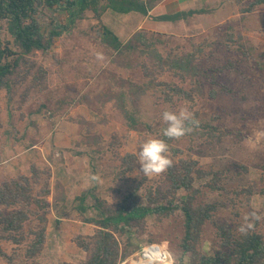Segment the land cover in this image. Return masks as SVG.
Instances as JSON below:
<instances>
[{
  "label": "rangeland",
  "instance_id": "374dc122",
  "mask_svg": "<svg viewBox=\"0 0 264 264\" xmlns=\"http://www.w3.org/2000/svg\"><path fill=\"white\" fill-rule=\"evenodd\" d=\"M254 1L234 0L237 5L227 13L234 12L229 22L212 24L210 18L198 17L201 21L196 24L190 14L187 18L192 25H177L164 34L143 26L148 19L139 13L106 10L96 17L87 12L54 38L47 52L27 56L28 62L12 77L11 93L0 89V186L23 175L32 179L34 195L42 198L41 192L50 190L45 197L48 205L39 211L48 220L40 264H84L88 260L90 251L78 242L91 243L97 231L95 225L85 222L98 215L93 196L115 208L140 182L143 192L148 188L168 191L172 184L169 169L153 176L139 171L137 153L150 138L167 139L174 165L191 159L209 174L195 184L201 190L195 204L216 205L213 222L203 225L195 244L198 253L211 254L221 248L218 225L239 235L244 217L253 213L258 219H250L254 227L249 231L264 238V5L249 11ZM40 18L48 28L57 22L68 23L64 11L49 8ZM105 27L124 44L143 33L164 57L196 54L202 72L196 81L203 94L193 91V101L178 98L169 89L177 85L192 91L193 81L158 72L154 62L139 52L145 49L142 43L122 52L111 50L104 43ZM0 36L9 37L4 22H0ZM96 53L105 59L97 60ZM143 65L150 68L151 77L146 76ZM149 81L155 85L144 95L134 96L132 85ZM162 82L171 87L160 86ZM210 89L217 92L215 98H210ZM168 92L173 101H166ZM183 107L202 126L193 125L179 140L164 137L162 113ZM125 111L133 117L134 128ZM128 155L135 156L131 171H125L123 165ZM33 170L39 173L38 179ZM92 176L99 179L92 180ZM211 178L219 182L221 190L207 187ZM86 192L87 211L81 213L78 197ZM173 195L180 203L186 200L183 190L170 197ZM183 221L180 211L171 217H148L133 234L135 244L138 249L159 245L169 252L173 264H191L188 255L182 256ZM41 226L35 216L26 232ZM115 234L124 248L128 235ZM2 248L14 262L21 263L23 246L3 241Z\"/></svg>",
  "mask_w": 264,
  "mask_h": 264
},
{
  "label": "trees",
  "instance_id": "16d2710c",
  "mask_svg": "<svg viewBox=\"0 0 264 264\" xmlns=\"http://www.w3.org/2000/svg\"><path fill=\"white\" fill-rule=\"evenodd\" d=\"M158 0H0V22H4L6 33L9 37L0 36V89L12 92V77L19 74L27 56L34 52H47L54 38L61 36L70 26L83 19L87 12H92L96 17H101L106 10L113 13L129 14L131 12L147 16L149 9ZM264 5V0H255L250 4L249 11L254 7ZM64 11L68 15L67 25L56 23L55 27H45L40 21V15L47 9ZM182 13L174 16L160 17L161 20L174 21L181 17ZM104 43L113 51L122 52L125 48H133L142 43L144 50L141 55L147 56L154 62V69L158 72H169L183 82L193 81L195 88L188 91L180 86H170L169 83H159L160 86L171 87L178 98L190 101L194 100L193 91L199 95L203 89L196 79L202 76L201 68L195 62L196 54L184 55L169 54L166 57L155 49L146 39L143 33L136 34L128 43L124 44L108 28L102 30ZM27 61V62H26ZM147 77H151L150 68L143 65ZM211 78H209L210 80ZM207 80V79H206ZM153 81L148 84L132 85V93L136 97L144 95ZM210 98H215V89L209 90ZM123 99L126 95H122ZM166 101H173L170 93H165ZM124 108V107H123ZM129 120V126L133 127L134 119L125 111ZM195 119L198 121L196 115ZM199 122V121H198ZM200 126L202 123L199 122ZM213 129L212 126H207ZM166 142L167 139H165ZM134 155H128L123 160L124 170H133ZM36 179L39 178L37 170H33ZM209 176L198 168V163L191 159L181 160L180 164H172L169 168V180L172 183L166 193L152 188L143 192V183L140 182L119 202L117 207L108 205L105 201L94 197L95 209L98 215L86 219V223L97 227L96 234L91 238V243L78 242L85 251H90L89 258L84 264H120L137 254L140 249L135 244L133 234L142 226L148 217H171L178 211L183 214L184 237L182 239V256L188 255L191 264H264V238L261 234L248 231L246 235H235L226 225H218V236L222 241L221 248L215 249L211 254H200L196 249L202 227L207 221L213 222L214 204H195V197L201 192L196 187L197 180ZM34 182V181H33ZM207 187L212 190H221L219 182L210 179ZM179 190L186 193V200L181 203L175 201V195ZM50 194L49 189L41 192L42 198L32 193V179L26 176L10 178L0 186V262L4 259L8 264H18L13 261L2 248V242L7 241L15 246H23V259L20 264H40L38 258L43 250L47 218L40 214L48 203L45 199ZM89 193L86 192L78 200L79 210L86 213L84 203ZM178 202V203H177ZM42 222L41 227H29L27 223L34 217ZM128 235L124 248L120 245L115 233ZM23 249V248H22ZM139 250V251H138Z\"/></svg>",
  "mask_w": 264,
  "mask_h": 264
},
{
  "label": "clouds",
  "instance_id": "9594fccd",
  "mask_svg": "<svg viewBox=\"0 0 264 264\" xmlns=\"http://www.w3.org/2000/svg\"><path fill=\"white\" fill-rule=\"evenodd\" d=\"M97 60H104L102 53H96ZM162 122L166 125L162 135L168 139L179 140L193 130V125L198 126L199 122L195 119L194 113L187 107L180 108L178 111L165 110L162 113ZM168 144L160 138H150L140 146L137 153L139 171L144 176L161 175L172 167L173 161L168 155ZM92 180L99 177L92 176ZM258 217L250 214L244 217V223L237 229L241 235H246L254 225L250 219Z\"/></svg>",
  "mask_w": 264,
  "mask_h": 264
},
{
  "label": "crops",
  "instance_id": "0c3cea01",
  "mask_svg": "<svg viewBox=\"0 0 264 264\" xmlns=\"http://www.w3.org/2000/svg\"><path fill=\"white\" fill-rule=\"evenodd\" d=\"M236 5L234 0H158L155 5L149 9L147 16H144L148 21L144 23L143 26L146 25L145 27H148L150 30L164 34L169 33L177 25L183 26V24H185V27H187L188 24L192 25L190 19L193 18H196V24L201 21V17L210 18L212 24L220 21L226 23L234 16V12L227 13L229 10H235ZM185 11L187 12L186 15L174 21L160 19V17L174 16ZM190 14L191 17L189 19L187 17ZM151 20L153 21L151 22ZM199 28L202 30V25Z\"/></svg>",
  "mask_w": 264,
  "mask_h": 264
},
{
  "label": "built area",
  "instance_id": "2783aa9c",
  "mask_svg": "<svg viewBox=\"0 0 264 264\" xmlns=\"http://www.w3.org/2000/svg\"><path fill=\"white\" fill-rule=\"evenodd\" d=\"M173 264L171 255L163 247L152 244L140 249L136 257L123 261L122 264Z\"/></svg>",
  "mask_w": 264,
  "mask_h": 264
}]
</instances>
